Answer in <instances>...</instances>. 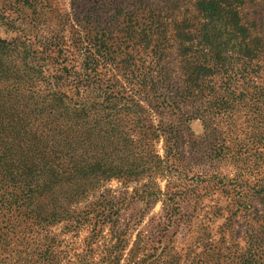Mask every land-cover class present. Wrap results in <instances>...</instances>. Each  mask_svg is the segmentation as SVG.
<instances>
[{
	"label": "trees",
	"instance_id": "16d2710c",
	"mask_svg": "<svg viewBox=\"0 0 264 264\" xmlns=\"http://www.w3.org/2000/svg\"><path fill=\"white\" fill-rule=\"evenodd\" d=\"M69 1L74 32L67 40L58 35L32 40L24 29L15 28L10 15L20 16L34 29L42 21L40 11L47 3L0 0V27L17 34L10 40L0 38V179L9 175L6 186L11 188L4 192L0 187V220L4 216L10 221L1 231L26 248L21 249L23 264H57L59 252H55L52 238H39L34 249L28 248L30 241L60 222L74 228L86 224L90 227L87 255L93 253L97 239L102 240L107 245L99 264H121L131 233L127 225L120 229L123 209L119 200L101 198L80 213L76 206L111 180L138 186L134 195L144 191L137 199L155 203L161 195L156 180L163 176L141 147L139 132L133 127L137 121L129 106L114 108L106 102L113 98L147 103L156 99L158 108L173 114L180 101L169 95L173 92L171 73L179 72L180 87L189 92L206 86L207 77L222 74L225 58L220 57L222 46L217 35L229 28L241 36L229 50L241 58L234 69L245 77L253 76L260 71L264 36L255 34L247 24L238 27L237 0L232 6L226 0L230 8L226 19L233 17L235 25L226 23L218 34L213 18L219 15L224 0H195L193 6L202 16L204 33L202 42L196 44L181 37L185 19L180 12L182 0H131L129 5L122 0ZM121 13H125L127 23L125 39L132 49L148 51L150 61L143 74H136L133 59L124 58L120 63L128 78L123 80L121 91L115 92L113 85L102 90L98 68L113 66L120 48L114 43L118 40L112 22ZM42 23L48 34L52 33L49 24ZM170 47L175 56L171 62ZM196 48L200 50L197 57ZM203 51L208 54L203 55ZM177 116L182 118L179 113ZM164 146L166 159L176 157V148ZM152 185L155 190H147ZM259 192L264 198V188ZM108 225L112 230L106 241L103 233ZM243 243L237 246L233 242L225 255L216 254L213 261L203 263L194 258L182 264H264V218L256 230L245 234ZM165 250L152 248L153 252L140 259L132 255V249L127 264H179L180 259Z\"/></svg>",
	"mask_w": 264,
	"mask_h": 264
},
{
	"label": "rangeland",
	"instance_id": "374dc122",
	"mask_svg": "<svg viewBox=\"0 0 264 264\" xmlns=\"http://www.w3.org/2000/svg\"><path fill=\"white\" fill-rule=\"evenodd\" d=\"M122 1L131 4V0ZM227 1L232 6L236 0ZM237 1L239 3L235 6L240 12L238 27L247 24L252 26L255 34L264 36V0ZM40 2L47 3L40 11L41 20L49 24L48 30L52 33L48 34L42 21L31 29L28 22H22L20 16L17 19L16 14H11L15 28L24 29L32 40L34 37L48 38L52 35L66 38L74 32L69 0ZM194 3L195 0H182L180 3L181 15L185 18L181 22L184 27L181 37L196 44L202 42L204 33L200 27L203 19ZM229 9L224 0L219 15L213 18L217 25L215 33L218 34L221 27H226V23L235 25L233 17L226 19ZM118 15L113 18L112 24L114 38L118 40L114 43L117 42L116 47L120 49L116 50L112 67L98 68L102 90L113 85L115 92L121 91L123 80L128 78V71L122 68L121 60L131 57L136 74H143L150 61L148 51L140 47L132 49L125 39V13ZM199 30L201 32L198 33ZM243 35L248 38L245 32ZM16 36V33L0 27L1 39L10 40ZM217 38L222 46L220 57L225 58L222 61L224 72L207 77L206 86L190 92L180 87L179 72L175 70L171 73L170 91L173 92L169 95H176L180 101L173 114L158 108L156 99L147 103L113 98L105 104L114 108L129 106V113L137 121L133 127L136 126V132H139L141 147L153 161L156 171L163 176V179L156 180L161 195L155 203L138 200L136 196H142L144 191L140 190L134 195V188L139 189L138 186H125L111 180L101 184L94 195L76 206L80 213L84 207L101 198L119 200L123 209L120 212V229L127 225L131 233V242L121 264H127L132 255L142 259L153 252L152 248L159 246L166 247L165 253L177 256L179 264L184 261L188 263L194 258L203 263L213 261L216 254L225 255L233 242L243 246L245 234L256 230L258 221L264 218V198L259 192L264 188V55L259 61L260 71L245 77L234 69L241 63L240 56L229 52L231 45L241 40L240 34L237 30L225 28ZM169 51L173 56L171 62L175 57L174 50L170 47ZM196 51L197 57L200 50L196 48ZM202 54L208 53L203 51ZM227 56L232 57L231 60ZM170 66L173 68L174 65ZM178 113L182 118L177 116ZM120 124L125 125L126 122L120 121ZM164 144L177 149L176 157L166 159ZM8 180L9 175L0 179L4 192L11 191L6 186ZM147 190H155V186H149ZM1 218L0 264H23L24 253L21 249L26 248H20V241L12 239L8 233L2 235L1 229L10 221L7 217ZM86 226L74 228L66 222L54 224L33 238L28 248L34 249L39 238L49 237L53 240L55 252H59L57 264H99L107 242L97 239L93 253L88 256L86 238L90 227ZM111 230V225L104 230L106 241ZM134 242L135 245L138 243L137 250L132 245Z\"/></svg>",
	"mask_w": 264,
	"mask_h": 264
}]
</instances>
